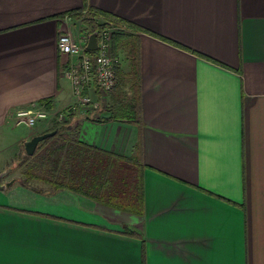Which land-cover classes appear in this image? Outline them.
Returning <instances> with one entry per match:
<instances>
[{
	"label": "crops",
	"instance_id": "obj_1",
	"mask_svg": "<svg viewBox=\"0 0 264 264\" xmlns=\"http://www.w3.org/2000/svg\"><path fill=\"white\" fill-rule=\"evenodd\" d=\"M92 9L124 21L104 29H123L126 85L87 86L98 107L77 106L67 134L112 163L140 146L142 215L18 181L0 191V264H264V0H0V173L75 103L58 38L86 46L73 13ZM133 87L139 124L120 112ZM29 108L49 119L23 131Z\"/></svg>",
	"mask_w": 264,
	"mask_h": 264
},
{
	"label": "trees",
	"instance_id": "obj_2",
	"mask_svg": "<svg viewBox=\"0 0 264 264\" xmlns=\"http://www.w3.org/2000/svg\"><path fill=\"white\" fill-rule=\"evenodd\" d=\"M86 12V15H85ZM86 27L88 37L96 31H101L106 26L124 21L111 14L97 9L73 13ZM103 17L105 23L98 19ZM93 65L96 64V53L87 52ZM133 66V86L137 63ZM118 74V69H117ZM120 74V73H119ZM131 76V77H132ZM125 77L119 82V93H122V84L126 85ZM127 81V80H126ZM128 82V81H127ZM119 87V88H118ZM123 94V93H122ZM132 103L125 104L120 110L123 116L133 123H140L141 115L139 97L135 87L132 88ZM118 112V111H117ZM118 112L119 114H121ZM116 115V113H115ZM113 116L112 119H115ZM66 122H58L48 132L56 134L41 142L34 155L25 156L16 163L15 171L21 169L22 177L18 181L25 187H31V182L40 181L50 185L54 190H70L91 197L95 201L130 213L142 215L143 189L138 176L139 163H142L140 146L133 157L117 159L109 162L107 152L90 150L80 144L78 137L67 126ZM121 163V165H120ZM34 189V188H33ZM37 190V189H34ZM136 235L134 231L129 232Z\"/></svg>",
	"mask_w": 264,
	"mask_h": 264
},
{
	"label": "built area",
	"instance_id": "obj_3",
	"mask_svg": "<svg viewBox=\"0 0 264 264\" xmlns=\"http://www.w3.org/2000/svg\"><path fill=\"white\" fill-rule=\"evenodd\" d=\"M86 15V12H85ZM123 30L120 27L104 29L98 36V49L96 53V64L93 65L86 46L81 45L70 34H61L58 38V49L61 54L76 59L67 70V78L71 83L75 103L67 110L57 115V121L66 122L69 116L76 110L77 106H92L97 108L90 96L85 94V89L91 84L98 86L102 97H106L116 85V59L112 54V32ZM49 119V114L42 108L20 109L15 112L14 123L18 126L34 128L40 121Z\"/></svg>",
	"mask_w": 264,
	"mask_h": 264
},
{
	"label": "water",
	"instance_id": "obj_4",
	"mask_svg": "<svg viewBox=\"0 0 264 264\" xmlns=\"http://www.w3.org/2000/svg\"><path fill=\"white\" fill-rule=\"evenodd\" d=\"M98 34L99 32L96 31L93 34H91L88 38V43L86 45V50L89 52H95L98 49ZM56 134V131L37 135L33 137L31 140L27 141L25 143V152L27 155L32 156L34 155L37 147L39 144L46 139L54 136ZM15 171V166L9 167L6 170L2 171L0 173V191H6L10 187H12L16 182H18V179H12L9 182H4L5 178L8 177L10 174H12Z\"/></svg>",
	"mask_w": 264,
	"mask_h": 264
},
{
	"label": "rangeland",
	"instance_id": "obj_5",
	"mask_svg": "<svg viewBox=\"0 0 264 264\" xmlns=\"http://www.w3.org/2000/svg\"><path fill=\"white\" fill-rule=\"evenodd\" d=\"M29 129L31 130L33 128H23L21 130L27 131ZM15 165H16V163H15ZM120 165H121V163H120ZM22 175H23V171L21 169L16 170L12 174H10L8 177H6L5 180H4V182H9L12 179H18V178L22 177ZM31 185L33 187L37 188V189H43V190L52 189V187L50 185L45 184V183L40 182V181H33V182H31Z\"/></svg>",
	"mask_w": 264,
	"mask_h": 264
}]
</instances>
